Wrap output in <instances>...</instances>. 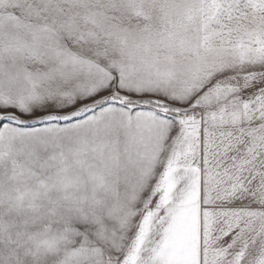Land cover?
I'll list each match as a JSON object with an SVG mask.
<instances>
[{"label":"snow or ice","instance_id":"6c2138e0","mask_svg":"<svg viewBox=\"0 0 264 264\" xmlns=\"http://www.w3.org/2000/svg\"><path fill=\"white\" fill-rule=\"evenodd\" d=\"M0 264H264V0H0Z\"/></svg>","mask_w":264,"mask_h":264}]
</instances>
